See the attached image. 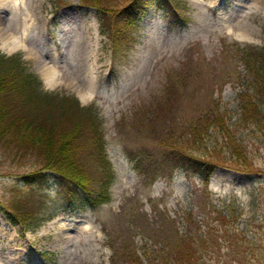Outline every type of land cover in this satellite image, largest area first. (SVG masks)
Wrapping results in <instances>:
<instances>
[{
    "label": "rangeland",
    "instance_id": "374dc122",
    "mask_svg": "<svg viewBox=\"0 0 264 264\" xmlns=\"http://www.w3.org/2000/svg\"><path fill=\"white\" fill-rule=\"evenodd\" d=\"M122 1L105 3L117 10ZM176 7L173 11L170 0H149L145 12L114 43L100 30L96 9L80 0L0 4L2 31L21 34L26 28V48L0 52L21 54L40 78L41 65L52 67L57 85L47 87L42 80L45 90L97 107L115 176L107 203L49 219L40 215L37 226L12 223L0 209V264H110L109 242L120 247L133 240L137 248L152 247L156 241H170L188 224L194 233L216 228L218 216L210 213L216 208L236 216L237 231L248 244V262H264V105L258 119L246 121L238 98L249 78L240 48L264 47V0H177ZM82 43L91 48L87 59ZM90 75L91 98L82 102L78 94L90 93ZM206 115L222 116L233 134L227 146L211 123L191 146L197 156L206 148L215 161L228 163L217 165L207 185L198 175L168 165L145 176L135 169L132 158L139 152L160 160L169 149L159 138L166 132L181 134ZM234 145L245 152L251 171L237 167ZM38 166L33 157L14 160L0 145L1 205L30 193L35 209L61 201L54 177L35 184L32 192L21 181V174ZM229 207L234 209L231 215ZM235 241H224L219 233L216 246L221 248L211 255L213 264H244L235 254ZM43 251L51 259H43Z\"/></svg>",
    "mask_w": 264,
    "mask_h": 264
},
{
    "label": "trees",
    "instance_id": "16d2710c",
    "mask_svg": "<svg viewBox=\"0 0 264 264\" xmlns=\"http://www.w3.org/2000/svg\"><path fill=\"white\" fill-rule=\"evenodd\" d=\"M80 1L96 9L100 30L114 43L123 39L127 28L149 5V0H123L117 10H113L106 6V0ZM170 2L173 11L176 10L177 0ZM262 29L264 31V25ZM239 54L249 78L245 86L241 84L238 98L242 102V119L249 121L258 119L261 114L259 106L264 105V47L245 45ZM221 117H201L190 122L178 135L166 132L159 138V144L169 151L160 160L139 152L137 159L132 158L135 169L145 176L148 171L153 173L161 165H168L172 170L181 169L198 175L207 185L217 165L226 166L228 163L215 161L213 152L206 148L203 155L197 156L191 151V146L197 144L200 134L211 123L213 128L219 129L229 146L233 134L228 132ZM0 145L14 160L33 157L39 161L37 168L19 176L30 192L35 184L42 185L48 182L49 177H54V185L62 198L58 204L42 206L40 210L35 209V204H30L31 193L9 206L0 204V209L12 223L27 228L37 226L40 215L49 219L67 210L93 209L110 200L115 176L106 153L103 122L97 107L93 104L82 106L73 95L45 90L39 76L30 70L19 53L5 55L0 52ZM233 155L238 156L239 170H252L243 149L235 146ZM207 204L210 202H205L204 206ZM227 209L229 215L234 212L231 207ZM210 213L218 216L216 228L207 226V229L194 233L188 224L182 230L177 229L166 243L156 241L152 247L145 244L137 248L133 240L120 247L113 241L109 242L112 249L110 264H213L211 255L221 248L216 246L219 233L224 241L239 240L235 254L240 262L251 264L246 259L248 244L245 246L246 242L236 228V216H227L218 208ZM232 246L227 244L231 254ZM40 256L51 259V253L46 251Z\"/></svg>",
    "mask_w": 264,
    "mask_h": 264
},
{
    "label": "bare ground",
    "instance_id": "6f19581e",
    "mask_svg": "<svg viewBox=\"0 0 264 264\" xmlns=\"http://www.w3.org/2000/svg\"><path fill=\"white\" fill-rule=\"evenodd\" d=\"M16 1L17 0H0V4L4 6L10 2H16ZM25 33H26L25 27H23V31L21 34H18L17 32L16 33H5L4 31L0 29V49L6 50V51H12L17 48H22V49L26 48V45L22 42V38L25 36ZM82 47L85 48L84 55H85V58L87 59L90 56L91 48L84 43H82ZM94 54L96 56V50L94 51ZM87 66L90 67V63H88ZM38 72L41 75V78L47 87H53L57 85L58 79H57L56 71L52 67L41 65L38 68ZM88 78H89L88 79V90L90 91V93H87L84 95L78 94L82 102L91 98L93 78L91 75Z\"/></svg>",
    "mask_w": 264,
    "mask_h": 264
}]
</instances>
